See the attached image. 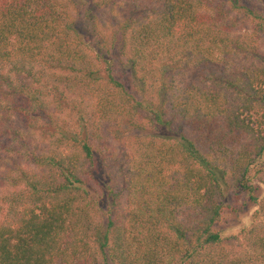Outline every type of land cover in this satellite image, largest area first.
<instances>
[{
    "label": "trees",
    "instance_id": "16d2710c",
    "mask_svg": "<svg viewBox=\"0 0 264 264\" xmlns=\"http://www.w3.org/2000/svg\"><path fill=\"white\" fill-rule=\"evenodd\" d=\"M0 153V264H264V0H0Z\"/></svg>",
    "mask_w": 264,
    "mask_h": 264
},
{
    "label": "rangeland",
    "instance_id": "374dc122",
    "mask_svg": "<svg viewBox=\"0 0 264 264\" xmlns=\"http://www.w3.org/2000/svg\"><path fill=\"white\" fill-rule=\"evenodd\" d=\"M0 154L5 155V153ZM7 158H9L8 163L0 161L1 169L11 165V156L9 155ZM259 177L264 178V169L258 174V176H255L253 181L255 188L253 192H251L250 196H246L245 192H242L237 197H234V200H227L230 202V208L227 209V212L223 214L224 216L218 222L217 226L221 230V234L224 237L235 236V238L238 239L234 241V245L242 240L243 236L239 235V233L242 229H246L248 227L251 219L253 220V223L256 224V233H261L264 229V184L261 182Z\"/></svg>",
    "mask_w": 264,
    "mask_h": 264
}]
</instances>
